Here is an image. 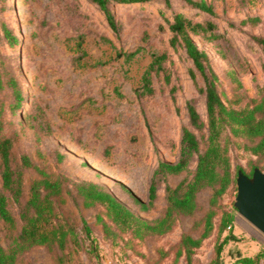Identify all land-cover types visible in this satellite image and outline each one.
Wrapping results in <instances>:
<instances>
[{"label": "rangeland", "instance_id": "rangeland-1", "mask_svg": "<svg viewBox=\"0 0 264 264\" xmlns=\"http://www.w3.org/2000/svg\"><path fill=\"white\" fill-rule=\"evenodd\" d=\"M207 2L212 12L184 0L111 3L118 25L114 29L91 0H4L0 5V125L14 138L17 156L26 153L52 176H68L71 186L76 180L104 184L141 216H160L166 206V186L193 176L198 153L188 170L157 177V199L148 210L133 202L119 183L148 203L159 161H177L184 129L193 128L188 100L193 99L208 120L206 93L199 90L205 87V79L185 47L172 44L167 18L176 10L214 21L215 28L192 36L208 52L226 104L243 106L264 86V45L258 41L264 38V0ZM250 17L259 19L241 23ZM5 27L16 41L5 35ZM163 53L166 57L151 69L155 91L139 95L143 73ZM159 64L162 67L157 69ZM17 86L22 99L15 106ZM195 130L203 138L204 131ZM247 152L232 146L233 168L243 165L251 171L255 163L264 170V158ZM37 176L34 168L24 173L26 191ZM1 182L0 175V189ZM212 191L211 187L200 191L198 210L181 216L170 231L143 237L122 232L115 239L105 236L95 223L102 207H86L69 195L61 209L77 226L79 241H73L64 259L53 247L41 244L23 251L14 264H173L181 234L199 233L200 224H194L209 211ZM236 196L237 183L219 198L236 215L237 232L231 245L230 240L223 245L220 264H242L238 260L244 253L259 256L255 264H264V233L239 213ZM11 207L18 216L17 202L12 200ZM213 220L219 222L217 213ZM84 221L91 227L90 235ZM20 225V221L8 224L0 219L1 246H10ZM230 231L229 227L222 233L215 229L196 250L195 264H213L216 247ZM176 264H186L185 258L181 256Z\"/></svg>", "mask_w": 264, "mask_h": 264}, {"label": "trees", "instance_id": "trees-1", "mask_svg": "<svg viewBox=\"0 0 264 264\" xmlns=\"http://www.w3.org/2000/svg\"><path fill=\"white\" fill-rule=\"evenodd\" d=\"M4 0H0V5ZM146 0H91L100 7L107 15L112 27L118 29L115 15L111 11V3H135ZM167 2L169 0H166ZM197 6L206 12H212V5L207 0H184ZM258 17L243 19L242 24L255 23ZM168 26L172 32L171 42L173 45L182 44L187 54L192 58L196 69L203 75L206 85L199 90L206 93V105L208 120L198 110L193 99L188 100L187 108L190 124L193 128H185L182 136V148L180 157L175 162L159 161L153 173L150 186V200L143 201L126 184L119 183L123 192L137 203L141 209L148 210L155 205L157 199V177L178 174L189 169V164L198 153V163L193 176L184 179L177 185L166 186V206L160 216L156 218H145L136 212L128 203L106 185L88 180L73 181L69 183V177L64 174L52 176L46 170L40 168L26 153L20 157L13 150L14 138L2 132L0 125V219L8 224L20 221V231L13 237L8 248L0 245V264H14L18 256L28 248L46 244L58 251V256L63 255L71 248L73 241L77 238L79 230L74 222H71L61 209L62 204L71 195V199L81 201L86 207L99 206L103 211L96 213L95 223H98L105 236L115 239L122 232H130L134 236L143 237L149 233H165L176 225L181 216L195 213L199 208L198 194L206 187L213 189L211 195V207L203 218L197 220L194 225L200 224V231L194 234L184 231L177 242V253L174 259L176 264L183 256L186 264H195L196 250L204 244L216 229L219 233L230 228L228 233L216 247L217 259L213 264H220L219 256L223 245L231 240L237 239L233 231L235 216L225 208L219 198L237 183L239 171L252 175L255 168L261 165L253 162L251 171L245 166L233 168L231 148L237 145L244 148L249 155L264 158V86L258 89V94L243 106L236 107L226 104L218 89L219 76L210 63V56L202 49L194 37L193 32L213 29V20H199L195 16L188 15L182 11H173L167 18ZM5 35L11 36L13 42L16 36H12L11 30L5 27ZM264 45V38H258ZM166 54L163 53L151 62V66L143 73V90L139 95L153 93L155 87L151 69ZM162 66L159 64L158 68ZM156 69V70H157ZM1 81V80H0ZM16 85L17 80L13 79ZM1 85V84H0ZM15 106L21 104L22 89L17 86ZM204 131L203 138L198 135ZM202 147L205 149L202 150ZM15 162V164H13ZM34 168L38 176L27 186L24 173ZM73 187V190L71 189ZM16 201L19 215L13 211L11 201ZM219 201V202H218ZM79 203V202H78ZM217 205V206H216ZM217 213L219 222L215 223L214 215ZM84 230L87 235L91 234L90 225L84 221ZM76 238V240H74ZM78 243V242H77ZM67 256V255H66ZM258 257L249 255L241 256L239 262L255 264ZM146 262L144 264H156Z\"/></svg>", "mask_w": 264, "mask_h": 264}, {"label": "water", "instance_id": "water-1", "mask_svg": "<svg viewBox=\"0 0 264 264\" xmlns=\"http://www.w3.org/2000/svg\"><path fill=\"white\" fill-rule=\"evenodd\" d=\"M235 205L239 213L264 233V170L256 167L252 175L239 171Z\"/></svg>", "mask_w": 264, "mask_h": 264}, {"label": "crops", "instance_id": "crops-1", "mask_svg": "<svg viewBox=\"0 0 264 264\" xmlns=\"http://www.w3.org/2000/svg\"><path fill=\"white\" fill-rule=\"evenodd\" d=\"M235 221H236V219H235ZM235 227H236V225H233V232H234V234L237 235V232H236ZM233 241H234V240L231 239V240L229 241V245H231V244L233 243ZM231 242H232V243H231ZM257 242H259V241H257ZM255 246H256V247H259L258 245H253L252 247H255ZM245 255L252 256L253 254H250V253H244L243 256H245ZM230 258H232V257L230 256ZM230 258H229V259H230ZM229 259H227V261H229ZM232 264H234V263H232Z\"/></svg>", "mask_w": 264, "mask_h": 264}]
</instances>
